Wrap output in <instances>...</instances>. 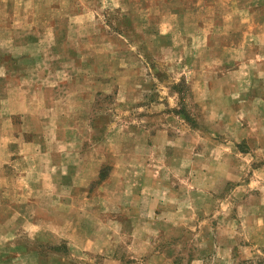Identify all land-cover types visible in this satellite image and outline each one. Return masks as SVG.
<instances>
[{"label":"rangeland","instance_id":"1","mask_svg":"<svg viewBox=\"0 0 264 264\" xmlns=\"http://www.w3.org/2000/svg\"><path fill=\"white\" fill-rule=\"evenodd\" d=\"M191 22L209 33V54L194 52L199 36L193 41L183 34ZM158 31L167 34L155 38ZM263 32L264 0H0V76L14 80L20 92L25 84L20 80L30 78L27 96L33 107L41 105L33 85L51 106L63 107L69 132L78 133L83 153L119 128L125 138L139 129L153 133L165 128L177 137L186 133L203 152L219 139L209 111L196 101L205 73L200 66L222 57L231 65L263 63ZM231 45L237 52L231 53ZM253 105L254 111L264 112V104ZM52 113L40 121L51 135L56 132ZM61 136L65 141L71 135ZM242 151L254 161H240L241 174L263 178L254 189L262 196L242 193L233 208L223 202V211L232 210L218 225L211 213L216 209H209L211 224L202 231L163 226L159 232H143L139 242L127 231L122 242L128 246L115 254L118 264H264V152ZM98 185L80 190L95 192ZM248 202L256 213L247 215L252 208H246ZM68 249L42 248L46 264H117L106 263L100 253L72 255Z\"/></svg>","mask_w":264,"mask_h":264},{"label":"crops","instance_id":"2","mask_svg":"<svg viewBox=\"0 0 264 264\" xmlns=\"http://www.w3.org/2000/svg\"><path fill=\"white\" fill-rule=\"evenodd\" d=\"M201 29L191 22L183 34L193 41L199 36L194 52L209 54L211 38ZM165 34L158 31L154 37ZM234 48L231 53L237 52ZM258 61L231 65L222 57L200 66L205 75H200L196 101L209 111L219 139L203 152L186 133L177 137L165 128L153 133L139 129L125 138L119 128L83 153L78 133L69 132L63 107L51 106L35 85L31 88L41 105L33 107L27 96L30 78L20 80L25 83L20 92L14 80L0 76V264H46L42 248L61 246L72 255L96 252L106 263L118 264L115 254L128 246L122 242L127 231L134 232L136 242L143 232H159L163 226L168 231H202L211 224L209 209H216L211 213L218 225L242 193L262 196L254 189L263 178L244 179L240 162L246 157L248 163L254 161L243 147L264 152V112L253 109L255 102L264 104V62ZM50 112L53 135L40 122ZM63 133L71 136L64 141ZM93 183L99 184L97 191L80 190ZM223 202L232 208L223 211ZM250 213H256L254 207ZM55 258L65 261L58 254Z\"/></svg>","mask_w":264,"mask_h":264}]
</instances>
